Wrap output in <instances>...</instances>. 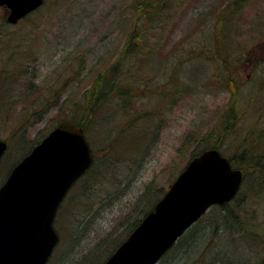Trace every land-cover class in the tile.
<instances>
[{
	"label": "rangeland",
	"instance_id": "obj_1",
	"mask_svg": "<svg viewBox=\"0 0 264 264\" xmlns=\"http://www.w3.org/2000/svg\"><path fill=\"white\" fill-rule=\"evenodd\" d=\"M181 1L169 0V6L154 14L151 22L138 26L137 40L144 43V49L153 51L156 63H141V50L131 52L136 53L132 63H137L133 80L136 85L142 81L149 87H157L158 91L152 93L155 97L149 99L155 108L162 102V96L157 94L163 89L164 75L157 76L158 86L147 79L156 73V64H168L172 59L173 66L175 58H184V62L190 55L182 73L190 79V85L198 76L196 87L188 90L184 83L181 94L165 97L159 115L151 118L150 123L152 127L162 125L160 132L157 136L152 135L153 130L146 134L141 148L149 146L139 158H128L129 154L125 155L128 147L119 139L117 143L124 148L117 145L111 149L107 137L97 139L98 134L104 136V132L99 133L102 127L96 124L91 128L95 136L92 145L97 148L96 167L84 179L73 183L60 204L53 222L59 241L46 264H99L106 254L105 246H112L116 239L129 234L130 223L143 217L137 211L148 205L151 198L159 199L187 161L205 150L204 145H213L215 139H221L219 149L232 155L241 149L240 140L245 133L250 132L253 140L260 137L264 141V133L258 136V131L264 129V0H183L180 4ZM140 4L141 0H44L37 10L16 23H7L6 16V23L0 22V79L6 90V97L0 102V138L7 142L0 161V182L10 167L61 117L75 116L72 107L76 92L102 65L116 58L128 30L136 19L141 20ZM225 4L236 9L221 28L231 38L240 29L241 35L235 39L240 40L246 53L240 59L245 66L238 71L241 84L235 98L238 110L234 113L239 112V116L233 124L231 117L224 116L226 122L223 118L233 94L223 88L225 74L222 77L218 73L217 66L221 64L218 60L222 61L224 54L207 55L219 42L212 36L215 33L212 24L221 22L218 12ZM4 8L1 7L0 14L6 12ZM221 28L217 32L224 39L226 35ZM12 39L15 45L19 44L15 55L17 67L24 74L21 76L17 74L16 61L6 58ZM256 53L257 59L250 61ZM4 69L9 77L1 78ZM141 71L149 76L141 80ZM77 73L80 75L75 80ZM47 86L50 95L43 90ZM259 87L262 90L256 92ZM134 101L129 108L139 113L142 101ZM123 122H126L123 116L114 114L108 127L110 132L118 131ZM222 123L229 126H224L223 138L218 134ZM117 136L125 139L122 132ZM250 170L248 181L244 184L242 180L238 190L245 201L234 212L233 229L225 224L227 227L220 225L219 232L212 230L216 226V211H221L212 205L195 225L201 229L202 239L193 245L192 251L182 253L178 238L173 244L174 252L170 250L155 264H229L224 252L235 264L262 261L264 177L262 183L254 184L255 169ZM247 191L256 193L255 201L245 198ZM255 233L261 234L260 244L253 238Z\"/></svg>",
	"mask_w": 264,
	"mask_h": 264
},
{
	"label": "water",
	"instance_id": "obj_2",
	"mask_svg": "<svg viewBox=\"0 0 264 264\" xmlns=\"http://www.w3.org/2000/svg\"><path fill=\"white\" fill-rule=\"evenodd\" d=\"M43 0H0L16 23ZM7 144L0 139V158ZM92 163L84 131L64 119L19 160L0 185V264H46L66 193ZM240 168L216 148L190 158L164 194L101 264H155L213 204L238 192Z\"/></svg>",
	"mask_w": 264,
	"mask_h": 264
},
{
	"label": "trees",
	"instance_id": "obj_3",
	"mask_svg": "<svg viewBox=\"0 0 264 264\" xmlns=\"http://www.w3.org/2000/svg\"><path fill=\"white\" fill-rule=\"evenodd\" d=\"M174 1L179 2V0H174ZM182 1L180 2V4L182 3ZM180 4L177 5L175 8H179ZM168 6H169V0H141V20L136 19L137 23L141 21L140 22L141 26L146 25L147 24L146 21L151 22L153 20L152 18L154 14L158 13L159 10L161 11V9H166ZM1 7L2 6H0V10ZM230 9L231 6L229 4H225L218 12V16L220 19L219 21L221 22H215L212 24L214 25V29H215V33L212 36L214 39L215 38L219 39V42L215 43L213 52L210 50V52L207 53V55L208 57H215L217 55L224 54L222 55L223 57L222 61L218 60V62L221 63L220 65L217 66L218 73L222 77L223 74H225L224 75L225 81L223 83V88L227 91L230 90L231 92H233V94H231L232 98H230L229 101L230 104L223 113L224 114L223 118L225 119L226 122L227 117H231L234 120L231 123L233 124L239 116V112L234 113V111L238 110V108H236L235 106L236 105L235 98L236 97L238 98V95L240 93L239 91L240 88L238 87L241 84L240 80L238 79L240 77L238 71L239 68H241L244 65V63H242L240 59H241V55H245L246 53L245 51H243L242 45H240L241 43L240 40L235 39V36L241 35L240 29L235 32L234 38H231L228 35V31L225 32L224 29L221 28L223 27V24L226 23L223 21L228 20L229 15H233V12L235 11L236 8L231 9V11H229ZM5 16L6 14L5 13L3 14L1 12L0 14V19H1L0 22H2L1 24L6 23ZM136 21L133 24V28L135 27L134 31L133 29L130 30V33L126 37L124 44L122 45L120 50L115 54L117 55L116 58L115 59L111 58L104 65H102L100 69L96 72V74L89 80V82L76 92L74 97L76 101L74 102L72 107L74 108L75 116L72 115L66 116L67 118L71 119L74 123H76L78 126H80L83 129L88 142H90L91 144L93 161L90 168L87 169L85 173L80 177L81 179H84L86 176L91 174L96 167L95 156L97 155V153H95V150H97V148L94 145H92V140L93 137L95 136L91 132V128L94 125L96 126V124H98L99 127L100 126L102 127L99 129V133L104 132V136L98 134L97 139H99L100 136L107 137V141H108L107 145H109L111 149H113L117 145L119 148L123 144H126L128 148L125 150L126 153L125 155L129 154L128 158L130 157L131 160L135 159L136 156H138L139 158V155L144 153V150L147 148V146H149L148 144H145V146L143 145V147L141 148L142 142L144 141L143 143H145L146 141L145 140L146 134L150 133V131L153 130L152 135L157 136L160 132L162 125H158V127H152L150 123L152 122L151 118L154 119V116L159 115L160 112L159 108L164 102L165 97L167 98L168 96H170L169 94L177 95L178 92L179 94H181L182 88L183 86H185L184 83H187V88H189L188 90L191 89L193 91V88L196 87L198 76L196 75L197 78L195 79V81H191V82L189 81L191 83L190 85L188 83L189 78L183 76L182 73L183 68L187 65L186 62H188V59H190L189 58L190 55L188 57L186 56L184 62H183L184 58H180V57L175 58L173 66H172V59H170L171 63L168 64L167 63L160 64L161 62H159L158 64H156L157 69L155 70L156 72L155 74H150L149 76V74H145L141 71V80L146 76H149L147 80L150 81L151 83H154V85L156 86H158V82H159L157 81V76H160L161 74L164 75L163 89L160 91L159 94H157L159 97L162 96V102L159 103L157 107L155 108L152 107L151 105L152 102H150L149 99H152V96L153 98L155 97L156 94H152V93H154L155 90L158 91L157 87L155 88L149 87L148 85L144 84L142 81H141V85H136L137 82H134L133 80V77L135 75L134 68L137 65V63H132V61L135 62V59H132V57H134L136 53L132 54L131 52L137 51L138 49L141 50V63H156V58H155L156 56L153 53V51L151 49H147V50L144 49L143 47L144 43L141 44L140 43L141 40L140 41L137 40L139 39L138 30L140 28L138 29L136 28L137 25ZM219 27L221 28V30H223V33H225L226 35L223 36L224 39L220 37V35L217 32L219 30ZM11 42L12 43H9L7 47L6 58L8 57L7 60H11V61L15 60L16 61L15 65L17 67L18 57L15 55V53L17 50H19L16 49V47H18L19 44L15 45L13 39L11 40ZM215 48L217 49L216 51ZM249 55L251 56V54ZM10 57H13L14 59H10ZM253 58L257 59V53L256 55L252 54V58H250L249 60L252 61ZM180 62H182V64L181 66H178ZM2 72L3 74L1 73L2 75L1 78H4V75L5 77L6 76L9 77V73H7L5 69ZM17 74L19 76L24 75L23 72L19 69L17 71ZM78 74L79 73H77L75 77H73L75 80L77 79ZM204 75L205 74H203V76ZM181 78L182 80H184L183 82L182 81L179 82ZM79 80L80 78L78 79V81ZM2 82L3 79L2 80L0 79V102L4 100L6 97V90H4V88L2 87ZM13 87H15L14 84ZM43 90H47L49 92V86L45 87ZM62 90H64V88ZM261 90L262 87L255 89L256 92H260ZM134 99H138L139 101H142L143 106L140 107L139 109L140 111H138L139 113L132 111L134 108H129L130 103L134 105L135 103ZM114 114H117V116L119 115L123 116L126 122L122 123V126L118 131L112 133L110 132V129L108 127L111 125V117H113ZM221 125L223 127H221V131H219L218 134L219 136L222 137L225 134L223 133L225 132L223 128L224 126H228V125H224V123H222ZM150 126L152 127L151 129ZM254 129H255V125H254ZM120 132H122L125 135V139H123V137L118 138L117 134ZM263 133H264V129H260L258 131V136H261ZM251 137L252 135L250 132L245 133L243 140H240L241 143L239 147L241 146L240 147L241 149L234 151L232 155H227L219 149L218 145L220 144L221 139L219 140L215 139V143H213V145L210 144L204 145L203 149L216 148L219 151H221L222 155L225 156L227 155L232 166L236 168L239 167L242 170L244 184L248 181L246 180L248 175L252 174V170L249 171V169L252 168L255 169V174H256L254 177V184L258 181L262 183L264 177V149H263L264 141H262L260 137L257 138V140H253L251 139ZM118 139L120 142H124V143L123 144L117 143ZM39 141L40 139L34 142L29 148V150H31L32 147ZM122 148L124 147L122 146ZM194 154L195 153L193 152V154L190 157H192ZM80 178L74 183V185L79 180H81ZM256 196H257L256 193L247 191V195H245V198L247 200L250 198V202H251V201H255ZM155 199L156 198L152 200L151 198L150 201L148 202V205L141 207V210L137 211L138 214L141 215V217L144 216L153 207V204L158 198L156 200ZM243 201H245V199L241 195V192H238L228 202H225L224 204L221 205L215 204L216 207H218L221 211L220 212L216 211V222H215L216 226H214L212 230L214 232H219V230L221 229L220 225L225 227H227L228 225L230 229H233V225H234L233 222H235L233 218L236 217L234 212L237 211L238 207L241 206V203ZM201 217L179 237L180 240L178 239L179 240L178 248L180 247L182 249V253L187 252L190 249L192 251L193 245L197 244V241L198 242L201 241L202 239L200 235L201 229L195 226L200 223V221L202 220ZM122 221L120 223H122ZM132 221H129V223ZM139 221L140 219L135 220L132 224L130 223L131 226L129 228L128 233H130L135 228V226L138 224ZM260 237H261L260 233H255L253 235V238H256L257 241L259 240V244L261 243ZM124 238H122L121 240L116 239L115 242H113L112 246L111 244L110 245L107 244L105 246L106 249H104L103 253L106 254L103 260L99 264H101L107 258V256L117 247V245ZM170 250H173L174 252L175 247L172 246V248H170L167 252H170ZM224 254L227 257V262H229V264H235L233 260L229 261L230 258L227 256L225 252ZM257 264H264V259L262 261L260 260Z\"/></svg>",
	"mask_w": 264,
	"mask_h": 264
},
{
	"label": "bare ground",
	"instance_id": "obj_4",
	"mask_svg": "<svg viewBox=\"0 0 264 264\" xmlns=\"http://www.w3.org/2000/svg\"><path fill=\"white\" fill-rule=\"evenodd\" d=\"M141 5V4H140ZM136 28L138 29V26L141 24V23H137V21H136ZM133 29V31H134V29H135V27L133 28H130L129 30H128V33L125 35V37H124V39H126V37L129 35V33H130V30H132ZM137 29H136V32H137ZM136 32H135V34H136ZM124 42H125V40H124ZM124 44V43H123ZM122 44V45H123ZM118 52V51H117ZM116 52V53H117ZM64 119H68V120H70V121H72L71 119H69V118H67L66 116H63V117H61L52 127H50L49 129H48V131L45 133V135H44V137L51 131V130H53L60 122H62Z\"/></svg>",
	"mask_w": 264,
	"mask_h": 264
}]
</instances>
